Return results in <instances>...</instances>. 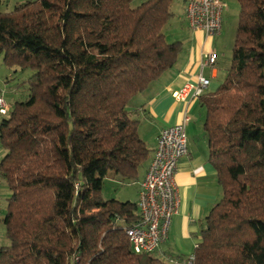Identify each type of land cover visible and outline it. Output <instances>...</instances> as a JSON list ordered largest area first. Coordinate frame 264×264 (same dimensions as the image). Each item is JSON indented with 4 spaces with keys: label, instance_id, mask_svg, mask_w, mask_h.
<instances>
[{
    "label": "trees",
    "instance_id": "trees-1",
    "mask_svg": "<svg viewBox=\"0 0 264 264\" xmlns=\"http://www.w3.org/2000/svg\"><path fill=\"white\" fill-rule=\"evenodd\" d=\"M132 1L0 7L3 60L33 70L27 97L0 120V182L10 191L0 264H174L132 250L125 228L140 218L137 202L101 194L110 173L143 177L151 148L129 104L182 50L164 34L173 0ZM237 2L230 64L198 97L221 196L192 264H264V0Z\"/></svg>",
    "mask_w": 264,
    "mask_h": 264
},
{
    "label": "crops",
    "instance_id": "crops-1",
    "mask_svg": "<svg viewBox=\"0 0 264 264\" xmlns=\"http://www.w3.org/2000/svg\"><path fill=\"white\" fill-rule=\"evenodd\" d=\"M222 2L224 3L223 0ZM183 13L186 32L181 34L182 50L175 64L152 81L142 91V96L139 93L133 96L129 106L131 113H140L144 119H147L144 121L150 126L149 134H140L138 131L146 145L151 148V156L160 130L181 122L183 116L188 117L185 123L188 153L180 158L175 174L179 193L178 212L171 219L167 239L160 245L159 251L155 252L156 255L169 258H186L192 253L200 239L201 222L221 196L216 171L208 156L207 138L203 128L205 109L198 97L191 98L189 90L186 99H176L174 92L195 83L199 73L210 79L204 92H213L230 64L228 61L227 64L223 62L226 58L223 55L224 49L227 50L229 46L228 40L223 39L226 29L222 26L218 35L207 36L203 30L189 26L185 17V0ZM206 52H212L215 55L214 67H201L202 57ZM131 103L134 104L131 105ZM147 166L148 163L142 168L141 176L144 175ZM5 187L6 185L0 182V224L7 198Z\"/></svg>",
    "mask_w": 264,
    "mask_h": 264
},
{
    "label": "built area",
    "instance_id": "built-area-1",
    "mask_svg": "<svg viewBox=\"0 0 264 264\" xmlns=\"http://www.w3.org/2000/svg\"><path fill=\"white\" fill-rule=\"evenodd\" d=\"M222 0H185V17L193 29L203 30L207 36H216L222 29ZM216 57L212 52L203 54L201 67H214ZM210 79L197 74V81L174 92L176 99H186L189 90L191 98L204 93ZM8 104L0 96V113L7 114ZM181 122L160 130L156 144L143 177L138 182L137 205L140 218L125 228L132 250L135 253H155L167 239L172 217L178 212L179 193L175 174L182 156L187 155L185 123ZM174 264H192L193 256L169 258Z\"/></svg>",
    "mask_w": 264,
    "mask_h": 264
},
{
    "label": "rangeland",
    "instance_id": "rangeland-1",
    "mask_svg": "<svg viewBox=\"0 0 264 264\" xmlns=\"http://www.w3.org/2000/svg\"><path fill=\"white\" fill-rule=\"evenodd\" d=\"M16 1L24 0H3L1 7L2 11H9L12 9ZM225 7L223 10L222 17V26L226 29V34L223 36L224 41L228 40V49H224L223 55L224 64H228L231 61V51L234 43L236 27L238 23V2L237 0H223ZM140 2V0H133L132 5L135 6ZM172 12L173 16L170 19L169 23L164 27V34L167 41L180 40L181 34L186 32L185 18H184V0H173L172 1ZM230 42V43H229ZM33 70L26 68L20 70L18 67L9 66L3 60V55L0 53V96L10 105L15 101L23 100L27 97L28 91L26 86V79L32 74ZM140 96L143 95V92H140ZM135 97V96H134ZM134 99V98H133ZM134 102V101H132ZM134 103H131L133 105ZM130 105V104H129ZM6 114L0 113V120ZM133 118L139 120L138 130L141 133L150 132V126L147 119H144V116L140 113H131ZM148 145L150 142L147 141ZM4 149L0 146V157L3 155ZM142 171V168H141ZM6 188V197L9 196L10 191ZM138 183L136 181H122L110 173L104 180V184L101 190V194L105 199L115 198L120 201H133L136 202L138 198ZM5 196V194H4ZM3 196V197H4ZM8 242L4 226L0 224V245L6 244Z\"/></svg>",
    "mask_w": 264,
    "mask_h": 264
}]
</instances>
